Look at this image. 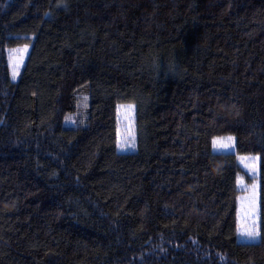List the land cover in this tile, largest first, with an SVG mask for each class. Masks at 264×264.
I'll return each instance as SVG.
<instances>
[{"label":"trees","instance_id":"trees-1","mask_svg":"<svg viewBox=\"0 0 264 264\" xmlns=\"http://www.w3.org/2000/svg\"><path fill=\"white\" fill-rule=\"evenodd\" d=\"M96 26L115 34L99 71ZM24 44L14 79L8 50ZM85 86L87 122L66 126ZM17 96H33L32 125ZM223 136L235 151L214 150ZM248 154L256 242L238 234ZM107 158L114 177L98 180ZM0 264H264V0H0Z\"/></svg>","mask_w":264,"mask_h":264},{"label":"rangeland","instance_id":"rangeland-1","mask_svg":"<svg viewBox=\"0 0 264 264\" xmlns=\"http://www.w3.org/2000/svg\"><path fill=\"white\" fill-rule=\"evenodd\" d=\"M93 56L97 71L109 66L114 59L115 34L112 27L96 26L93 38ZM30 45L24 44L8 50L12 77L16 79L26 61ZM89 87L76 91L73 110L67 115L65 125L75 127L85 125L89 115ZM14 110L19 122L23 125L34 123L35 106L33 96H17ZM134 107L122 105L118 109V150L131 152L136 147ZM215 151H235V138L223 136L214 139ZM239 161L251 177V182L240 177L239 188L242 194L238 200V234L245 242H256L259 239V163L258 155H239ZM186 166V164H185ZM183 167V164L181 165ZM189 169V166H188ZM188 171V170H186ZM95 177L98 180H110L114 177V161L111 158L99 159L95 162ZM254 233L250 236L249 233Z\"/></svg>","mask_w":264,"mask_h":264},{"label":"snow or ice","instance_id":"snow-or-ice-1","mask_svg":"<svg viewBox=\"0 0 264 264\" xmlns=\"http://www.w3.org/2000/svg\"><path fill=\"white\" fill-rule=\"evenodd\" d=\"M249 235H250V236H254L255 234L250 232Z\"/></svg>","mask_w":264,"mask_h":264}]
</instances>
